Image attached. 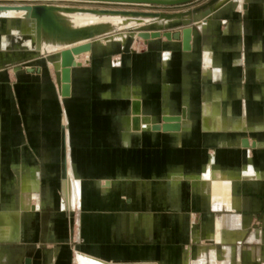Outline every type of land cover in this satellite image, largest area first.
Masks as SVG:
<instances>
[{
	"label": "crops",
	"instance_id": "0c3cea01",
	"mask_svg": "<svg viewBox=\"0 0 264 264\" xmlns=\"http://www.w3.org/2000/svg\"><path fill=\"white\" fill-rule=\"evenodd\" d=\"M208 9L197 22H155L192 26L186 50L180 37L94 40L73 55L66 95L53 48L23 58L32 70L4 65L14 54L5 48L34 49L28 20L11 18L15 36L5 40L0 17V264L24 254L29 264H47L48 254V264H65L54 243L66 231L62 210L76 211V264L79 255L97 264H264V0ZM161 114L180 115V130H152Z\"/></svg>",
	"mask_w": 264,
	"mask_h": 264
},
{
	"label": "bare ground",
	"instance_id": "6f19581e",
	"mask_svg": "<svg viewBox=\"0 0 264 264\" xmlns=\"http://www.w3.org/2000/svg\"><path fill=\"white\" fill-rule=\"evenodd\" d=\"M73 1H80L79 3H76V2H69L68 0H60V1H55L57 2V4H75V5H82V6H88L87 4L85 3H82L81 1H96V0H73ZM218 0H216L217 2ZM22 2L21 0H16V2H0V4H14V3H20ZM99 2V1H98ZM100 2H111V3H118V4H121V3H141V4H147L148 2H127V1H100ZM215 2V3H216ZM215 3H213L212 5H214ZM212 5L210 6H206V9L203 11L199 10V11H195L193 13V16L196 18L194 21H190L189 19V15L188 14H185V15H181V16H171V17H165V16H159L157 14H153V13H145V14H142V13H121V12H116V11H108V12H92V11H89V10H74V11H59L60 15H62L66 21V23H68L69 25H72V26H84V25H89V24H94V23H102L104 24V29L101 33H98L96 35H94L93 37L91 38H81V39H78V40H75V41H72V42H64V41H60V40H57V39H51V38H48V37H44L42 34H40V37L38 40H35V36L33 34V29H32V24H31V21L28 19V18H25L23 17V13H24V9H21V8H14V7H10V6H6V7H0V16H9V17H13V18H17V17H22L21 19H25V20H28V24H29V33L27 34V40H26V43L28 44V46L32 47L34 50H31L33 54H39L41 53V51H45L47 50L48 48H53L54 50L52 51L53 53L54 52H57L56 54V60H52L53 57H51V62L53 61H58L57 58L59 57V53H60V50L63 49V48H68L72 45H76V44H81L83 42H89L90 45L89 47H87L86 49H83V50H80L76 53H72V58H73V64H70L69 65V72H68V80L66 81L67 83V89H68V84H69V79H70V70H71V67H74L75 65H77L79 62L75 61L74 60V57L73 55L74 54H80L82 52H85V51H88L90 50V47H91V42H93L94 40L102 37V36H106V35H109V34H112V33H115V32H118L119 30L121 29H129L131 28L130 26H137L136 28H138L137 30H130L128 31L129 34H136L138 37L142 38V39H147V38H152V37H157V36H147V37H142L139 35L138 32L142 31V30H145L146 32L148 31H151V29H155V27H159L156 26V25H153L152 26V23L154 24L155 22L157 21H169V20H173V19H178V20H184L185 23H190V22H197L199 19H204L209 13V7H211ZM101 7H106V8H126V9H133V8H128V7H122V6H119V5H115V6H101ZM136 10H146V11H156L154 9H136ZM202 12H203V15H202ZM149 22H152L151 24H145V23H149ZM142 24V26H141ZM145 24V25H143ZM156 24V23H155ZM179 31V35L177 37H165L164 35L160 34L158 36H164L165 38L167 39H176V38H181V41H182V37H181V29L178 30ZM125 32H121V33H118L117 35L118 36H122L124 35ZM191 35H192V26H190V35L188 37V40H187V46L184 48L182 46V48L184 50L188 49L189 48V40L191 38ZM15 36V34H14ZM22 48V47H20ZM25 49V48H24ZM26 50V49H25ZM30 51V50H28ZM47 53V52H45ZM49 54V53H48ZM51 54V52H50ZM59 59V58H58ZM28 66V65H27ZM14 68V70L18 69V68H21L20 65H18V67H16V65H13L12 66ZM25 70H27L25 68ZM58 85V84H57ZM67 94V91L65 94L63 95H66ZM139 110H136L133 112V115L136 117V124H137V121L140 120V116L139 115ZM161 115H166V114H161ZM175 118L174 119H171V120H168L166 122L168 123H174V128H170V129H165L163 131H168V130H180L181 128V125H180V121H181V116L180 115H174ZM141 120L143 123H150V116H142L141 117ZM161 120V118H160ZM162 121V120H161ZM155 123H159V122H155ZM135 124V123H134ZM153 124V123H152ZM151 124V125H152ZM151 128V127H150ZM134 129H139V126H136L134 127ZM152 130H155L154 128H151ZM161 129V128H159ZM242 145H248L247 143V140L246 139H243L242 140ZM252 145H255V143H252ZM65 135L64 133L62 134V141H61V170H62V174L61 176L62 177H65V175H67L68 177V174H66V169H65V165H66V158H65ZM210 170V169H209ZM202 177L205 178L206 180H216L218 179L219 176L215 175V174H211L210 172H206V173H202ZM66 183V182H65ZM64 183V185H65ZM201 183V182H200ZM203 187H205L206 190H208V184L204 182V184H202ZM67 190H66V197H67V201H68V204H70V208H72L77 200H78V192L76 191V188L74 187L73 184L71 185H68L67 186ZM220 192L217 191L216 192V199L218 200L219 199V194ZM223 195V194H222ZM216 200V201H217ZM4 223L2 222V224L0 225L1 228H0V231L2 230L3 231V226ZM9 229V228H8ZM1 231V233H2ZM6 231V230H5ZM4 234V233H3ZM79 255V253H78ZM98 261H96L95 259L91 258V257H81L79 255V257L77 258V264H97ZM200 263V262H198Z\"/></svg>",
	"mask_w": 264,
	"mask_h": 264
},
{
	"label": "water",
	"instance_id": "95a60500",
	"mask_svg": "<svg viewBox=\"0 0 264 264\" xmlns=\"http://www.w3.org/2000/svg\"><path fill=\"white\" fill-rule=\"evenodd\" d=\"M20 3L14 4H0V7H14L24 9L23 17L28 18L31 21L33 34L35 40H38L40 34L44 37L51 39H57L64 42H72L81 38H91L94 35L101 33L104 29V24L94 23L84 26H72L66 23L64 17L60 15L59 11H74V10H89L92 12H108L116 11L121 13H153L159 16L171 17V16H181L188 14L190 21H194L196 18L193 16L195 11L205 10L206 6H210L216 2V0H204L203 2L185 10H177L172 12H166L162 10L156 11H144L136 9H126V8H106L100 6H82L75 4H57L60 0H21ZM57 1V2H55ZM96 1H127V2H148L154 4H176L182 3L189 0H96ZM203 15V12H202ZM140 36H158L160 34L165 37H177L179 35L178 30H159L151 29V31L146 32L142 30L138 32ZM190 35V26H183L181 28V37H182V46L185 48L187 46V40ZM89 42H83L81 44L72 45L68 48H63L60 50L58 61L52 62V68L54 72V78L56 83L59 85L60 91L62 94H65L67 91L68 72L69 65L73 64L72 53H76L80 50L86 49L89 47ZM18 67V65H16ZM27 70H32L33 66H25ZM136 111V108L132 109V112ZM160 123H153L151 128L162 130L174 128L175 126L166 121L174 119V115H161ZM134 125H136V117L132 118ZM23 264H29V258H24Z\"/></svg>",
	"mask_w": 264,
	"mask_h": 264
},
{
	"label": "rangeland",
	"instance_id": "374dc122",
	"mask_svg": "<svg viewBox=\"0 0 264 264\" xmlns=\"http://www.w3.org/2000/svg\"><path fill=\"white\" fill-rule=\"evenodd\" d=\"M69 2H76L79 3L80 1H73V0H68ZM204 0H189V1H185L182 3H176V4H154V3H147V4H141V3H111V2H98V1H81L82 3H85L87 5H92V6H115V5H119L122 7H128V8H133V9H154V10H162V11H166V12H172V11H177V10H185L188 8H191L193 6H196L197 4L203 2ZM0 2H16V0H0ZM1 18H3V21L5 22L3 24V26L5 27V25H7L8 27L6 28V31L4 32V39L5 40H12L14 37V32H12L11 30H9V26L11 25V22L13 20L16 19H11L13 17H9V16H0ZM18 20V19H17ZM145 24H150V23H145ZM144 24V25H145ZM142 25V24H141ZM156 25L158 26L159 24H153L152 26ZM180 26V24L176 23V24H172V25H168L167 27H155L156 29L159 30H172L173 28H176ZM131 28L129 29H121L118 32L106 35V36H102V37H115L118 33L121 32H128L130 30H137L138 28H136L137 26H130ZM174 30V29H173ZM135 33V32H134ZM130 34L131 37H136V38H140L138 37L136 34ZM126 36V34H125ZM124 36V37H125ZM101 38V37H100ZM99 39V38H98ZM97 40V39H96ZM8 52H14V54L12 55V60L8 61L11 58V54L8 53L6 57H4V60H7L4 65L6 67H8L10 64L9 63H18L21 65H29L28 62H26V60H24L23 58L27 57L29 58L30 56L33 55L32 51H28L25 50L24 48H20V47H15V48H5ZM4 49V50H5ZM17 49L20 51L17 54ZM56 57V55L54 56ZM17 60H19L20 62H16ZM54 60V59H52ZM57 203H56V209H59L60 207H62V200H61V196L59 194V190H57ZM62 204V205H61ZM70 205V204H68ZM64 207V206H63ZM76 205H74L72 207V209H75ZM68 209H70V206H68ZM64 211V213H63ZM197 214V213H196ZM60 218L62 219V223L63 226L62 230H64V227L66 229V231L64 232L65 234L61 233L62 235L57 238L55 240V244H59L64 248L63 253H60V255L58 256V258L61 259H65V264H76L75 263V257H76V252H75V244L78 243L79 241V237H78V228H77V224H76V211H73L71 213H67L65 214V210H62V213L60 215ZM47 247V246H46ZM46 256V263L48 264L50 261V254L45 255Z\"/></svg>",
	"mask_w": 264,
	"mask_h": 264
},
{
	"label": "flooded vegetation",
	"instance_id": "af4514ba",
	"mask_svg": "<svg viewBox=\"0 0 264 264\" xmlns=\"http://www.w3.org/2000/svg\"><path fill=\"white\" fill-rule=\"evenodd\" d=\"M16 255V254H15ZM25 257H28L26 254H24V255H22V257H21V263L20 264H23L24 263V258Z\"/></svg>",
	"mask_w": 264,
	"mask_h": 264
}]
</instances>
